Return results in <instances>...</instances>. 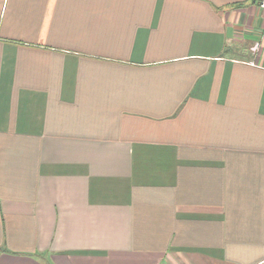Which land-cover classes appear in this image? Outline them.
Instances as JSON below:
<instances>
[{"label": "crops", "instance_id": "crops-1", "mask_svg": "<svg viewBox=\"0 0 264 264\" xmlns=\"http://www.w3.org/2000/svg\"><path fill=\"white\" fill-rule=\"evenodd\" d=\"M0 264H264L256 0H0Z\"/></svg>", "mask_w": 264, "mask_h": 264}, {"label": "built area", "instance_id": "built-area-1", "mask_svg": "<svg viewBox=\"0 0 264 264\" xmlns=\"http://www.w3.org/2000/svg\"><path fill=\"white\" fill-rule=\"evenodd\" d=\"M256 2L258 7L264 10V0H256Z\"/></svg>", "mask_w": 264, "mask_h": 264}]
</instances>
